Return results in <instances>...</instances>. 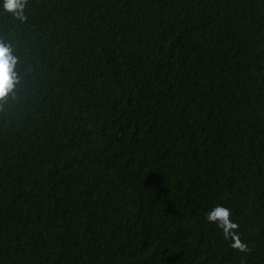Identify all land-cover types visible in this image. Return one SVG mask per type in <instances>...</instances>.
Masks as SVG:
<instances>
[{
    "label": "trees",
    "instance_id": "16d2710c",
    "mask_svg": "<svg viewBox=\"0 0 264 264\" xmlns=\"http://www.w3.org/2000/svg\"><path fill=\"white\" fill-rule=\"evenodd\" d=\"M0 0V264H264V0ZM229 208L247 253L207 214Z\"/></svg>",
    "mask_w": 264,
    "mask_h": 264
},
{
    "label": "clouds",
    "instance_id": "9594fccd",
    "mask_svg": "<svg viewBox=\"0 0 264 264\" xmlns=\"http://www.w3.org/2000/svg\"><path fill=\"white\" fill-rule=\"evenodd\" d=\"M28 0H4V8L11 12L21 21L27 19L25 8ZM17 64L16 57L12 54V49L3 42H0V102L13 91L18 77L15 72ZM232 212L229 208L216 206L206 216L209 223L216 224L221 228L225 239L232 241L231 247L242 253H247L249 248L238 234L239 225L231 219Z\"/></svg>",
    "mask_w": 264,
    "mask_h": 264
}]
</instances>
